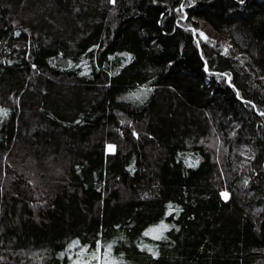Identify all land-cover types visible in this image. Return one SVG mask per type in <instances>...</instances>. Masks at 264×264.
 <instances>
[{"label":"trees","instance_id":"trees-1","mask_svg":"<svg viewBox=\"0 0 264 264\" xmlns=\"http://www.w3.org/2000/svg\"><path fill=\"white\" fill-rule=\"evenodd\" d=\"M0 264H264V0H0Z\"/></svg>","mask_w":264,"mask_h":264},{"label":"rangeland","instance_id":"rangeland-1","mask_svg":"<svg viewBox=\"0 0 264 264\" xmlns=\"http://www.w3.org/2000/svg\"><path fill=\"white\" fill-rule=\"evenodd\" d=\"M197 23V28L192 29V34L194 36V39L199 46L201 43L209 41H217L218 40V35L213 31V29L205 24L204 21L201 20H194ZM107 149L112 152L113 147L108 146Z\"/></svg>","mask_w":264,"mask_h":264}]
</instances>
